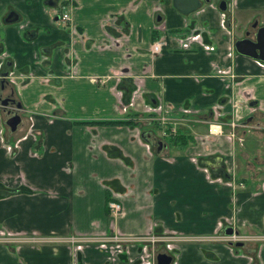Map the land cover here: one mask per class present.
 <instances>
[{"label": "crops", "instance_id": "crops-1", "mask_svg": "<svg viewBox=\"0 0 264 264\" xmlns=\"http://www.w3.org/2000/svg\"><path fill=\"white\" fill-rule=\"evenodd\" d=\"M219 1L184 16L171 0H62V25L47 0H0V101L20 106L13 132L0 109V234L32 238L0 243V264H151L134 247L58 241L150 231L211 238L178 244L171 264H264V172L236 167L262 162L264 63L233 48L264 27V0ZM156 105L183 143L146 123ZM214 158L229 180L212 178ZM227 226L248 239H212Z\"/></svg>", "mask_w": 264, "mask_h": 264}, {"label": "flooded vegetation", "instance_id": "flooded-vegetation-1", "mask_svg": "<svg viewBox=\"0 0 264 264\" xmlns=\"http://www.w3.org/2000/svg\"><path fill=\"white\" fill-rule=\"evenodd\" d=\"M220 1H224V3H226L225 0H220ZM220 1L218 2V4L220 3ZM47 2L51 5V4H54L53 7L55 9V13H56V21L62 25H64L63 22H61L60 20V15L62 13H65L67 16H68V13L67 11H65V8H64V3L62 4V2L60 3V0H47ZM59 3V4H58ZM62 4V5H61ZM217 4V6H218ZM226 5V4H225ZM69 18V16H68ZM260 26L256 25V22H253L251 23L250 25V29L251 31L249 30H246L244 32V38H247L250 40H254V35L256 33V30L259 28ZM250 36V37H249ZM7 73L5 75V78H6ZM9 78V77H7ZM10 82H8L9 85H11L10 83L11 80H9ZM2 101H5V105L2 104ZM131 105H133V101H130ZM17 103L14 102L13 99H10V98H4L0 101V109L2 111H4V114L6 117L10 118L12 116H15L17 115L19 117V122H20V116L18 114L19 112V109H20V106L17 107ZM156 108H159L158 111H156ZM146 111H149L150 115L148 116L147 120H146V123H148L149 125L151 124H156L160 129H161V135L164 137V136H168V137H171V136H175L177 135V131L175 129V124H176V120L173 119V118H170L169 116H167V112H165V110L161 109L160 106H153V107H147ZM147 113V114H149ZM153 114V116L151 115ZM7 118V119H8ZM7 119H4L3 120V127L4 129H6V120ZM130 120H132L130 118ZM19 122L17 123V125L19 124ZM214 121H211L209 123H207V133L209 134V129L211 127L215 128L216 126L218 127V129L220 130V125H215V123H213ZM17 125L15 126V128L17 127ZM229 128L230 130H233L235 125L233 122H229ZM8 127V126H7ZM158 128V129H159ZM9 129V127H8ZM15 130V129H14ZM214 130H217V128H215ZM138 134V133H137ZM211 134H216V135H221V130L220 132L218 133H210L209 135ZM143 131H141V133L139 132L138 136L140 139H142V141H145L143 139ZM148 148V144L146 143L145 144ZM159 145L160 147L157 145V142H156V146L159 147V150L161 148V143L159 142ZM14 146V145H13ZM12 146V147H13ZM12 147H8V152L10 151V148ZM156 147V149H157ZM157 150V151H159ZM210 160L209 162H212L213 160L211 159H208ZM222 164H220V166H223L221 168H217L215 171H217L218 175L220 176H216L215 178H226V179H230V176L225 172L224 170V164H223V161H221ZM208 164V163H207ZM211 164V163H210ZM213 164V163H212ZM208 169L211 170V168L208 166ZM214 178V179H215ZM116 198V195L112 198V199H109L106 203V206H107V211H108V215L110 216H117L120 211H121V207H119V211L116 213V214H112L110 209L108 208V204L109 203H115L119 206V202L117 200H114ZM229 228L231 229V232L230 234H226L225 233V230ZM146 235H152V236H159V237H168V236H175V237H179L181 238L180 241H176V242H173V243H169L171 245L170 248H166V245L168 243H165V242H159V243H155L156 246L158 247L159 251L156 252V253H153V251H150V252H147L146 251V248L144 247V245H142L141 243H120V247L118 245H115V243H106L105 245L107 246H112V247H118V249H127L128 247H134V248H137V249H140L141 251H145L147 255L150 256V259H151V264H155V257L156 255L158 254H163V255H166L170 258V262L169 264L172 263V260H173V256H174V250L176 248V246L178 244H181V243H187V242H200V241H205V240H208V239H211L209 237H196V236H189V235H182V234H176V233H173V234H169V233H154V232H146L145 234H140V235H123V234H119V233H111L109 235H102V236H99V235H75V236H70V237H66V238H59L58 241H61V242H67V243H70L69 242V239L71 238H76V237H103V238H110V237H113V236H118V237H143V236H146ZM231 236H234V237H237L238 240H235V241H232L230 240V237ZM212 239H215L217 241H220V242H223L227 245H229L230 247H236V245L238 246V244L246 241L248 239V237L246 236H243V235H240L238 234L237 232H235L234 230H232L231 227L227 226V227H223L220 231V234H215L214 237H212ZM259 240H264V238H260ZM72 244V243H71ZM135 244H138V245H135ZM72 245H75V244H72ZM77 245V244H76ZM79 245H94V243H88V244H79ZM79 245H77V247H79ZM153 255V256H152Z\"/></svg>", "mask_w": 264, "mask_h": 264}, {"label": "water", "instance_id": "water-1", "mask_svg": "<svg viewBox=\"0 0 264 264\" xmlns=\"http://www.w3.org/2000/svg\"><path fill=\"white\" fill-rule=\"evenodd\" d=\"M208 0H205L207 2ZM200 0H171L172 8L181 15H188L190 13L195 12L200 8ZM217 8L220 11H224L226 5L224 1H220ZM17 20V15L13 12L8 13L4 22L11 23ZM234 51L240 55L247 56L251 59L258 60L264 63V27H259L256 30L254 35V40H250L247 38L236 40L233 43ZM5 101H2V104L5 105ZM19 107V105H17ZM19 122V117L17 115L8 118L5 124L9 127L11 132L14 131L15 126ZM157 145L160 147L159 142ZM157 147L156 150H159ZM213 164H208L212 171H215L217 168H221L222 166L219 165L220 158H214ZM231 229L227 228L225 230L226 234H230ZM170 258L163 254H158L155 257V264H169Z\"/></svg>", "mask_w": 264, "mask_h": 264}, {"label": "built area", "instance_id": "built-area-1", "mask_svg": "<svg viewBox=\"0 0 264 264\" xmlns=\"http://www.w3.org/2000/svg\"><path fill=\"white\" fill-rule=\"evenodd\" d=\"M60 20L61 22H63L64 24L69 22V18L65 13H62L60 15ZM161 43L160 41H155L152 43L151 45V49L150 52L152 54H156L159 52ZM100 78H97V81ZM159 108H156V111H158ZM214 127V126H213ZM211 127L209 129V132L211 133H218L219 129L216 126L215 128H217V130H214L215 128ZM108 208L110 209L112 214H116L119 211V206L115 203H109L108 204ZM32 238H26L25 240H29ZM44 238H41V240H43ZM24 240V239H23ZM47 240V239H46ZM181 238L179 237H175V236H168V237H159V236H152V235H146L143 237H118V236H113L110 238H103V237H76V238H71L69 239V242L72 244H88V243H94V244H98L100 246L105 245L106 243H115V245H118L120 247V243H149L150 245H154L155 243H159V242H165L168 243L166 245V248H170L171 245L169 243H173L176 241H180ZM230 240L235 241L238 240L237 237L231 236ZM118 248V247H116Z\"/></svg>", "mask_w": 264, "mask_h": 264}, {"label": "rangeland", "instance_id": "rangeland-1", "mask_svg": "<svg viewBox=\"0 0 264 264\" xmlns=\"http://www.w3.org/2000/svg\"><path fill=\"white\" fill-rule=\"evenodd\" d=\"M61 1L62 0H60V3H61ZM224 18H225V16H223L222 15V18H221V22H223L224 23ZM240 25V27H239V30H241L242 29V26H243V24L241 25V24H239ZM250 29V27H247V29L246 30H249ZM249 31H251V30H249ZM157 54V53H156ZM4 113V111H2V114ZM2 117L4 118V119H7L8 117H6L4 114L2 115ZM6 128L8 129V127L6 126ZM9 130V129H8ZM10 131V130H9ZM235 138H238L237 136H235ZM8 151V150H7ZM15 151V149L12 147V148H10V151L8 152V154L9 153H13ZM249 156V155H248ZM259 157H260V159H261V161L262 162H259V163H253L251 160L249 161V162H247V163H237L236 164V167H242V168H244L245 170H246V173L247 174H249V172H256L257 174H259V173H261V172H264V153L263 152H259ZM250 163H252L251 165H250ZM244 165H248L249 167H247V168H245L244 167ZM250 166H252V167H250ZM220 176V175H219ZM213 179L215 178V177H212ZM210 179H211V177H210ZM212 180V179H211ZM119 207H121V205L119 204ZM169 234H173V233H169ZM6 236V237H5ZM2 237V238H1ZM18 237H21V238H18ZM26 238H28V237H23V236H10V235H5L4 233L3 234H0V243H4V241H11V239H13V240H17V239H19V240H25ZM142 245H144V247L146 248V251L147 252H150V251H153V253H156V252H158L159 251V249H158V247L156 246V244H154V245H150L149 243H141ZM135 245H138V244H135ZM258 247H259V250L260 249H262V248H264V244H259L258 245ZM236 249V248H235ZM160 252V251H159ZM239 254V253H238ZM153 256V255H152ZM245 256V255H244ZM246 257V256H245Z\"/></svg>", "mask_w": 264, "mask_h": 264}, {"label": "trees", "instance_id": "trees-1", "mask_svg": "<svg viewBox=\"0 0 264 264\" xmlns=\"http://www.w3.org/2000/svg\"><path fill=\"white\" fill-rule=\"evenodd\" d=\"M126 124H132L131 123V121H128V122H125ZM184 136L183 135H181V134H177V135H175V137L173 138V142L175 143V144H181V143H183L184 142Z\"/></svg>", "mask_w": 264, "mask_h": 264}]
</instances>
